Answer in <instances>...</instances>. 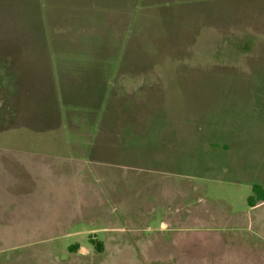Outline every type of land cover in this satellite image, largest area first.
Wrapping results in <instances>:
<instances>
[{"label":"crops","instance_id":"1","mask_svg":"<svg viewBox=\"0 0 264 264\" xmlns=\"http://www.w3.org/2000/svg\"><path fill=\"white\" fill-rule=\"evenodd\" d=\"M24 7L30 16H16ZM0 11L8 18L0 27L4 41L32 52L34 69L48 76L42 83L47 105L51 99L61 114L52 123L49 115L34 114L17 122V129L28 128L45 143L0 148V200L73 206L72 215L69 207L62 212L73 219L82 208L98 207L102 241L121 237L117 248L145 254L184 250L187 229L211 232L222 225L186 228L184 202L174 189L134 179L135 167H125L134 161L126 156L139 149L119 137L114 112H150L151 94L167 89L169 77L198 67L197 60L214 65L217 57L226 59L228 46L241 45L236 50L244 53L251 32L264 27V0H0ZM239 36L240 42L230 40ZM2 98L3 108L8 104ZM157 209L164 213L161 225L145 234L143 226Z\"/></svg>","mask_w":264,"mask_h":264},{"label":"rangeland","instance_id":"2","mask_svg":"<svg viewBox=\"0 0 264 264\" xmlns=\"http://www.w3.org/2000/svg\"><path fill=\"white\" fill-rule=\"evenodd\" d=\"M27 15V7L16 13ZM7 22L0 11V27ZM251 33L244 53L237 52L241 45L228 46L226 59L217 57L214 65L197 60L198 67L169 77L162 94H151L150 112H114L119 137L139 149V154L126 156L135 165L124 163L129 165L126 169L135 167L134 179L151 181L153 188L162 186L168 192L174 189L184 202L186 228L211 223L223 227L196 233L187 229L184 250L171 247L145 254L132 247L117 248L121 237L104 243L98 207L82 208L73 219V206L3 199L0 264H264V200L254 191V185H260V194L264 192V27ZM18 48L4 41L0 31V148L32 147L34 141L43 147L41 135L17 129V122L34 114L49 115L52 123L60 121L61 114L51 99L48 107L43 94L48 76L34 69L31 51ZM25 55L31 57L24 61ZM2 96L8 104L3 108ZM159 104L162 109L153 108ZM106 119L103 115L102 124ZM68 207L70 215H62ZM163 214L161 209L154 211L143 226L145 234L155 233Z\"/></svg>","mask_w":264,"mask_h":264},{"label":"trees","instance_id":"3","mask_svg":"<svg viewBox=\"0 0 264 264\" xmlns=\"http://www.w3.org/2000/svg\"><path fill=\"white\" fill-rule=\"evenodd\" d=\"M261 190V186L260 185H254V191L258 193L260 199L264 200V192H262L260 194V191ZM99 247V245H97ZM73 248H77L76 246H74Z\"/></svg>","mask_w":264,"mask_h":264}]
</instances>
